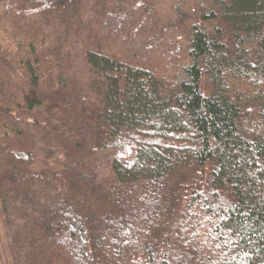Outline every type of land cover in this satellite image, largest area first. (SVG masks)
Instances as JSON below:
<instances>
[{"label":"trees","instance_id":"obj_1","mask_svg":"<svg viewBox=\"0 0 264 264\" xmlns=\"http://www.w3.org/2000/svg\"><path fill=\"white\" fill-rule=\"evenodd\" d=\"M0 264H264V0H0Z\"/></svg>","mask_w":264,"mask_h":264},{"label":"rangeland","instance_id":"obj_2","mask_svg":"<svg viewBox=\"0 0 264 264\" xmlns=\"http://www.w3.org/2000/svg\"><path fill=\"white\" fill-rule=\"evenodd\" d=\"M0 239L1 238V235H0ZM0 250H1V254L3 255L4 259L7 261V254H8V248H7V245L5 244V242H1L0 241Z\"/></svg>","mask_w":264,"mask_h":264}]
</instances>
